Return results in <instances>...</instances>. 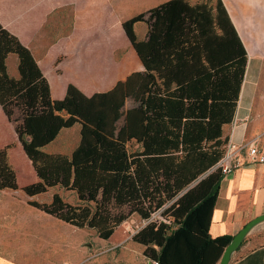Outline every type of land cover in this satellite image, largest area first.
I'll use <instances>...</instances> for the list:
<instances>
[{"label":"trees","instance_id":"1","mask_svg":"<svg viewBox=\"0 0 264 264\" xmlns=\"http://www.w3.org/2000/svg\"><path fill=\"white\" fill-rule=\"evenodd\" d=\"M228 11L223 0H168L125 20L134 55L121 65L93 50L92 77L104 68H142L91 94L70 82L58 98L33 52L0 19V190L30 197L56 186L73 191L76 203L59 193L28 203L101 239L134 214L150 220L159 213L132 237L148 260L218 264L233 236L209 234L224 177L216 165L249 61ZM139 22L148 24L144 40ZM10 54L18 56V78L8 73ZM75 123L81 137L70 155L44 150ZM16 151L31 165L32 182H20Z\"/></svg>","mask_w":264,"mask_h":264},{"label":"crops","instance_id":"2","mask_svg":"<svg viewBox=\"0 0 264 264\" xmlns=\"http://www.w3.org/2000/svg\"><path fill=\"white\" fill-rule=\"evenodd\" d=\"M165 1L168 0H0V19L4 26L20 36L31 51H39L47 42L46 24L55 20L52 13H58L68 5L73 17L72 27L67 23L69 34H64L65 36L54 43H48L46 54L36 59L50 80L53 97L58 98L64 95L70 82L91 94L96 90H105L118 79L124 78L131 69L113 67L108 71L104 68L101 74L92 77V51H99V58L105 57V53L109 52L107 61L122 65L127 55L133 56L134 53L126 42L121 24ZM223 1L245 43L249 57L235 117L231 124L224 126L223 137L237 145L250 141H256L259 145L261 137L264 136V94L263 97L259 95V85L264 83V55L253 46L254 33L249 28L250 21L255 17H246L243 6L235 0L231 2L232 8ZM120 51V57L116 59V54ZM141 68L137 64L132 70ZM14 76L18 78L16 74ZM253 159L247 151L242 152L240 161L243 164L223 177L209 227L212 238L234 236L251 219L264 213V163L255 162ZM28 201H35V198ZM28 201L23 202L22 214L18 213V209L14 211L11 205H8L9 209L5 214L0 210V264H63L52 256V253L64 250V241L58 227L60 225L56 224L62 220L49 215L55 219V226L51 231L49 223L53 220L50 217L47 218L44 214L29 216L35 213V207ZM124 225L125 223L119 225L108 239L97 237L100 242L98 244L109 246L111 251L126 242L122 247L124 253L135 234L130 237L129 232L125 231L127 235L124 238L113 241L117 231ZM251 233L232 256L229 264H264V243L252 244ZM17 240L20 241L18 245ZM139 249L135 250L136 258ZM110 251L106 254L111 253ZM143 253L144 250L139 264H150ZM112 256L113 260L119 261L115 254ZM110 261L108 257L102 264H111Z\"/></svg>","mask_w":264,"mask_h":264},{"label":"rangeland","instance_id":"3","mask_svg":"<svg viewBox=\"0 0 264 264\" xmlns=\"http://www.w3.org/2000/svg\"><path fill=\"white\" fill-rule=\"evenodd\" d=\"M190 2L194 3L197 0H189ZM230 8H232V0H225ZM235 2L239 3L243 6L245 12L244 14L246 17L248 15H252L255 17L250 21V30L254 33L253 35V42L254 48L257 52L264 55V0H235ZM52 18H55L53 22H48L45 26V34L47 35V42L44 43L43 47L39 51H32L34 58L37 59L43 54H46L48 50V43H54L60 37L65 36L64 34H69V29L67 30V23L71 25L73 23V17L70 15L68 5L65 6L61 11L58 13H52ZM133 16V15H132ZM131 17V16H130ZM57 18V19H56ZM72 27V25H71ZM135 31L139 40H144L147 33V23L139 22L135 25ZM121 51L116 54V59L120 57ZM18 56L16 54H11L9 58H7V65H8V73L11 76L18 74ZM260 92L259 94L263 97L264 94V83L259 85ZM133 102L131 99L128 100L127 106H132ZM264 105V103L262 104ZM17 117V116H16ZM264 128V127H263ZM81 125L79 123H75L71 128L62 129L59 136L48 146L44 148L45 151L48 153H64L70 155L76 146L79 143L81 133H80ZM260 149L264 151V136L261 137V141H259ZM1 145V143H0ZM17 152H13V160L15 165L17 166V173H20V182L27 183L32 182L33 177H30V174L27 173V167L31 168V165L28 163L26 157L18 156ZM22 154V153H21ZM26 174V175H25ZM19 176V175H18ZM31 178V179H30ZM15 195H14V194ZM55 193H59L62 195L65 201L69 203H76L78 201L76 194L73 191L64 190L60 186H56L50 188L48 192H44L42 194L36 195L34 197H30L26 193L21 190H0V210L2 214H5L8 211V205L13 206L14 211H18L19 214H22V206L24 201H28L35 198V201L38 202H46L49 203L52 200V197ZM35 213L33 217H37V215L44 214L47 218L50 216L44 213V211L39 210L37 208L34 209ZM53 221L49 223V227L52 231L55 222L53 217H50ZM152 219H162L160 214H155ZM150 220H143L139 215L134 214L128 220H125V225L123 228L117 231V235L115 236L113 241H120L124 236L127 234L125 231L129 232V236L131 237L132 234L136 233L138 229L144 227ZM43 222H40L42 224ZM122 223V224H123ZM60 228V237L64 241V250L59 251L56 254L52 253V256L56 260H60L63 264L70 262L72 264H102V261L106 258H110L111 264H139V261L142 259V251L145 249L142 247V244L134 241L128 242L124 253H122V247L126 245V242L120 245L117 248H114L110 251L109 246H101L98 239H97V232L94 229L89 228H78L76 226L58 222L56 223ZM253 230L254 233L252 232ZM251 232V243L252 244H262L264 243V222L258 226H256ZM20 242L17 240V245ZM114 242H111L113 244ZM142 247V248H141ZM138 250L136 253L137 258L135 257V250ZM108 255L106 254L109 251ZM51 251V250H50ZM106 254V255H104ZM115 254L117 257L116 259L119 261L113 260L112 255ZM125 254V256L121 255ZM136 258V259H135ZM141 258V259H140ZM135 259V260H131ZM131 261V262H130ZM150 261V260H149Z\"/></svg>","mask_w":264,"mask_h":264},{"label":"built area","instance_id":"4","mask_svg":"<svg viewBox=\"0 0 264 264\" xmlns=\"http://www.w3.org/2000/svg\"><path fill=\"white\" fill-rule=\"evenodd\" d=\"M244 151H247L255 162L264 163V151L260 149L256 141L245 142L241 145L229 142L226 145L225 154L217 163L216 168H219L224 176L233 173L237 167L243 164L240 161V155ZM150 262V264H161L158 260H150ZM66 264L72 263L68 262Z\"/></svg>","mask_w":264,"mask_h":264},{"label":"water","instance_id":"5","mask_svg":"<svg viewBox=\"0 0 264 264\" xmlns=\"http://www.w3.org/2000/svg\"><path fill=\"white\" fill-rule=\"evenodd\" d=\"M263 222L264 213L259 216L257 215L256 217L251 219L247 224H245L243 228L240 229L239 232L233 236V239L230 240L225 250L223 251L222 256L220 257L218 264H229L232 256H234L236 251L241 247L242 243L244 242V240H246L247 236L251 233V231Z\"/></svg>","mask_w":264,"mask_h":264}]
</instances>
